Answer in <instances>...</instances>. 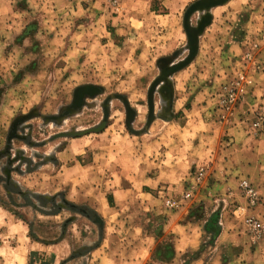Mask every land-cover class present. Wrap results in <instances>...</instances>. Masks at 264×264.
I'll use <instances>...</instances> for the list:
<instances>
[{"label": "rangeland", "instance_id": "1", "mask_svg": "<svg viewBox=\"0 0 264 264\" xmlns=\"http://www.w3.org/2000/svg\"><path fill=\"white\" fill-rule=\"evenodd\" d=\"M263 29L264 0H0V264H264Z\"/></svg>", "mask_w": 264, "mask_h": 264}, {"label": "built area", "instance_id": "2", "mask_svg": "<svg viewBox=\"0 0 264 264\" xmlns=\"http://www.w3.org/2000/svg\"><path fill=\"white\" fill-rule=\"evenodd\" d=\"M259 33L261 37L260 42L262 45H264V29L260 30ZM259 46H257V44L253 45L256 50H258ZM246 58L249 60L250 54H246ZM251 85H253V80L251 76L248 73H245L244 71H241L235 78L223 84V94L222 99L220 100V106H226V109L225 115L222 116V118H225V120L228 121L231 116L234 115V113L236 112V107L244 100L247 86ZM250 115L251 117H246L245 120H243V117L239 118L240 123L243 124L244 122H246L245 128L247 129V133H251L254 136L264 134V115L258 113L257 110H254ZM198 168L199 169L195 172L192 177V179L194 180H199L201 178V172L204 171L205 167L199 166ZM238 185L241 190V193L245 197L246 207H237L233 211V215L235 217L242 216L243 225L248 230L259 232L262 228V224L260 223V221L252 217L251 215L245 214L246 209L253 208L258 205V193L256 189L252 186V184L249 182V180L246 178H240ZM189 199L190 198L188 193L181 195L178 199L166 196L164 204L165 206L171 209H176L179 208L184 202L188 201Z\"/></svg>", "mask_w": 264, "mask_h": 264}, {"label": "water", "instance_id": "3", "mask_svg": "<svg viewBox=\"0 0 264 264\" xmlns=\"http://www.w3.org/2000/svg\"><path fill=\"white\" fill-rule=\"evenodd\" d=\"M203 5H204L203 2H199V3L194 4L191 8H189V10L187 11V13L185 15V27L187 29L188 37H189V40H190L191 43H193V37H192L190 31H188V28H187L188 18L194 11L198 10ZM193 55H194V47H192V49H191V54H190V57L188 58V61H189V59L192 58Z\"/></svg>", "mask_w": 264, "mask_h": 264}, {"label": "trees", "instance_id": "4", "mask_svg": "<svg viewBox=\"0 0 264 264\" xmlns=\"http://www.w3.org/2000/svg\"><path fill=\"white\" fill-rule=\"evenodd\" d=\"M107 201H108V203H109V204H111V202H110V200H109V199H107Z\"/></svg>", "mask_w": 264, "mask_h": 264}, {"label": "bare ground", "instance_id": "5", "mask_svg": "<svg viewBox=\"0 0 264 264\" xmlns=\"http://www.w3.org/2000/svg\"><path fill=\"white\" fill-rule=\"evenodd\" d=\"M199 10V9H198Z\"/></svg>", "mask_w": 264, "mask_h": 264}]
</instances>
